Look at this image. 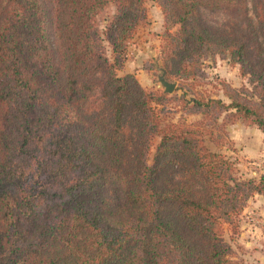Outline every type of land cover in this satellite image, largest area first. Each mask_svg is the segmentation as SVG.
<instances>
[{"label":"trees","instance_id":"trees-1","mask_svg":"<svg viewBox=\"0 0 264 264\" xmlns=\"http://www.w3.org/2000/svg\"><path fill=\"white\" fill-rule=\"evenodd\" d=\"M157 1L163 67L199 122L168 119L170 94L118 74L147 0H0V264H245L224 225L237 232L264 174L238 175L206 136L220 146L240 119L264 132V0ZM217 57L249 80L223 84L229 103L190 82Z\"/></svg>","mask_w":264,"mask_h":264},{"label":"rangeland","instance_id":"rangeland-1","mask_svg":"<svg viewBox=\"0 0 264 264\" xmlns=\"http://www.w3.org/2000/svg\"><path fill=\"white\" fill-rule=\"evenodd\" d=\"M148 20L139 26L135 35L125 44L123 56L125 63L118 70L119 75L128 72L134 73L139 83L149 91L164 92L159 76L163 73L165 46L167 44V29L164 25L163 12L157 0H147ZM116 13V6L110 2L105 10L98 16L100 26L105 29ZM216 19H219L217 16ZM220 20V19H219ZM175 31L177 26H170ZM107 55L113 59V51L106 40ZM166 79L176 82L177 87L170 94L171 99L163 101L160 108L167 107V118L178 121L182 117L189 122H199L201 113L183 112L182 101L179 97L185 92L184 81L175 76ZM190 82L195 83L198 90H205L211 95L220 97L229 103L230 99L222 91L224 83L234 87L250 86L247 76L241 72L240 64H231L227 59L217 57L209 58L204 65V75ZM188 88V87H187ZM165 93V92H164ZM192 95L188 93V97ZM226 112L218 120L219 125L226 120ZM216 138L222 140L218 146L206 136V144L213 151H220L234 162L238 175L246 179L257 180L264 174V132L256 125L243 120L228 123L221 130H216ZM160 136H155L152 148L148 155V162H154ZM169 176V173L166 174ZM163 180V176L160 181ZM238 230L232 232L225 224V238L232 244L234 258L245 264H264V196L254 194L247 201L242 213L237 217Z\"/></svg>","mask_w":264,"mask_h":264},{"label":"water","instance_id":"water-1","mask_svg":"<svg viewBox=\"0 0 264 264\" xmlns=\"http://www.w3.org/2000/svg\"><path fill=\"white\" fill-rule=\"evenodd\" d=\"M162 71H163V73L159 76V79H160L162 85L164 86V92L165 93L174 92V90L177 87V83L175 81L171 82V81L167 80L166 79V71H165V69H162Z\"/></svg>","mask_w":264,"mask_h":264},{"label":"crops","instance_id":"crops-1","mask_svg":"<svg viewBox=\"0 0 264 264\" xmlns=\"http://www.w3.org/2000/svg\"><path fill=\"white\" fill-rule=\"evenodd\" d=\"M149 14V13H148Z\"/></svg>","mask_w":264,"mask_h":264}]
</instances>
